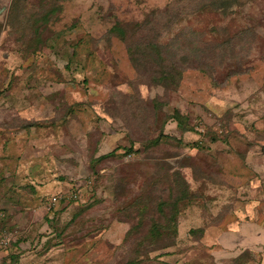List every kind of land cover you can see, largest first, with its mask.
Returning <instances> with one entry per match:
<instances>
[{
  "label": "rangeland",
  "instance_id": "374dc122",
  "mask_svg": "<svg viewBox=\"0 0 264 264\" xmlns=\"http://www.w3.org/2000/svg\"><path fill=\"white\" fill-rule=\"evenodd\" d=\"M0 264H264V0H0Z\"/></svg>",
  "mask_w": 264,
  "mask_h": 264
},
{
  "label": "built area",
  "instance_id": "2783aa9c",
  "mask_svg": "<svg viewBox=\"0 0 264 264\" xmlns=\"http://www.w3.org/2000/svg\"><path fill=\"white\" fill-rule=\"evenodd\" d=\"M76 197H77V194L76 195H72V196L71 195H66V196H63V195L53 196L49 200H47V202L44 203L43 205L45 206V208L48 211H51L52 208L60 206V204H61L62 201H63V204L65 206V205L69 204L73 198H76Z\"/></svg>",
  "mask_w": 264,
  "mask_h": 264
},
{
  "label": "trees",
  "instance_id": "16d2710c",
  "mask_svg": "<svg viewBox=\"0 0 264 264\" xmlns=\"http://www.w3.org/2000/svg\"><path fill=\"white\" fill-rule=\"evenodd\" d=\"M182 1V0H181ZM168 9V8H167ZM170 62V61H169ZM147 190H149V189H147ZM78 198L76 197V198H73L72 200H71V202L69 203V205H71V204H73V203H75V202H78ZM47 202V200L46 201H44L43 202V204L44 203H46ZM68 205V206H69ZM65 207H67V206H65ZM160 227V226H159ZM158 227V228H159ZM167 228L170 230V233L173 235V234H176L177 233V226H176V219L175 218H171V219H169V222L167 223Z\"/></svg>",
  "mask_w": 264,
  "mask_h": 264
},
{
  "label": "crops",
  "instance_id": "0c3cea01",
  "mask_svg": "<svg viewBox=\"0 0 264 264\" xmlns=\"http://www.w3.org/2000/svg\"><path fill=\"white\" fill-rule=\"evenodd\" d=\"M69 195H76V194H69ZM63 196H66V193L63 194ZM60 206H62V204H60ZM66 206V205H65Z\"/></svg>",
  "mask_w": 264,
  "mask_h": 264
}]
</instances>
